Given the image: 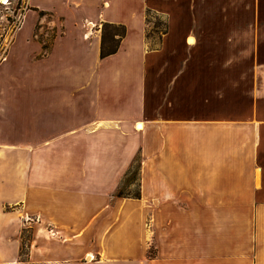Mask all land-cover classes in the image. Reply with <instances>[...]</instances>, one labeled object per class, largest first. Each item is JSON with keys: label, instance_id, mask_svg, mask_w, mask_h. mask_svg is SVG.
I'll use <instances>...</instances> for the list:
<instances>
[{"label": "crops", "instance_id": "crops-1", "mask_svg": "<svg viewBox=\"0 0 264 264\" xmlns=\"http://www.w3.org/2000/svg\"><path fill=\"white\" fill-rule=\"evenodd\" d=\"M263 4L14 0L0 264H264V83L242 76L221 97V67L199 49L258 40L264 27L242 11ZM149 12L164 20L155 49ZM104 24L126 33L102 58ZM137 158L139 197H118Z\"/></svg>", "mask_w": 264, "mask_h": 264}, {"label": "rangeland", "instance_id": "rangeland-1", "mask_svg": "<svg viewBox=\"0 0 264 264\" xmlns=\"http://www.w3.org/2000/svg\"><path fill=\"white\" fill-rule=\"evenodd\" d=\"M5 7L6 6L3 4H0V60L5 56V52L7 53V45L13 39L18 21L17 18L14 17L13 10H7ZM228 13L232 14L229 11ZM242 14V17L253 14V18L257 17L259 23L264 27V4L261 5L258 11H242ZM252 16L250 18H252ZM147 20L149 23L150 36L152 35L151 33L155 23H159L160 26L164 23L163 18L150 12L147 14ZM101 30H103V26ZM156 38L157 36H151L150 40L154 41ZM200 44V50H205L212 55L210 56L209 63L221 67V97L228 96L232 93V87L234 84H237L236 82L239 81L242 76L243 81H247L246 84H248L251 79L255 78H257V80L254 81L264 83V34L259 36L256 41H215L201 42ZM19 55L18 59L20 63L21 59L23 62H28L25 52ZM18 59L15 54L9 55L10 63L15 62V64H17ZM132 171L133 170H131V173L127 176L121 188L122 192L125 194H136L138 192V176L136 177L133 175ZM29 239L30 233L25 230L22 234L23 249L21 258H24L26 254V246L29 244ZM152 255L153 248L149 251V256Z\"/></svg>", "mask_w": 264, "mask_h": 264}, {"label": "trees", "instance_id": "trees-1", "mask_svg": "<svg viewBox=\"0 0 264 264\" xmlns=\"http://www.w3.org/2000/svg\"><path fill=\"white\" fill-rule=\"evenodd\" d=\"M126 33V28L125 26L122 25H113V24H104L103 25V30H102V44H101V57L105 58L107 56H110L112 54H115L119 48V44L122 40V38L125 36ZM152 36V35H151ZM150 35L147 36V44L149 46L150 49H155L158 46V43L151 41L150 40ZM6 54V52H5ZM140 158H137V161L135 163V165L129 170V172L127 173L124 182L127 179V176L129 175V173H131V170H133V175H135L136 177H139V172H140ZM124 182L122 185H124ZM122 186L119 188V190L117 191V196L118 197H124L127 195H132V196H136L139 197V193L137 192L136 194H125L124 192H122L121 190Z\"/></svg>", "mask_w": 264, "mask_h": 264}, {"label": "built area", "instance_id": "built-area-1", "mask_svg": "<svg viewBox=\"0 0 264 264\" xmlns=\"http://www.w3.org/2000/svg\"><path fill=\"white\" fill-rule=\"evenodd\" d=\"M14 3V0H6L5 2H4V0H0V4H3L4 6H6L5 8L7 9V10H10L11 11V5ZM9 6V7H8ZM18 21H17V26L16 27H18V25H19V23H20V18L19 19H17Z\"/></svg>", "mask_w": 264, "mask_h": 264}, {"label": "bare ground", "instance_id": "bare-ground-1", "mask_svg": "<svg viewBox=\"0 0 264 264\" xmlns=\"http://www.w3.org/2000/svg\"><path fill=\"white\" fill-rule=\"evenodd\" d=\"M4 1H6V0H4Z\"/></svg>", "mask_w": 264, "mask_h": 264}]
</instances>
